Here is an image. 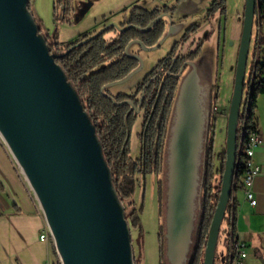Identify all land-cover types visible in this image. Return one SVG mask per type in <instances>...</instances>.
Returning <instances> with one entry per match:
<instances>
[{"label": "water", "instance_id": "obj_1", "mask_svg": "<svg viewBox=\"0 0 264 264\" xmlns=\"http://www.w3.org/2000/svg\"><path fill=\"white\" fill-rule=\"evenodd\" d=\"M30 1L0 0V137L37 199L61 264H135L131 225L102 142L77 90L51 53ZM256 5L257 0H245L224 171L203 264H215L222 223L236 191L238 123ZM132 43L154 49L141 40ZM133 56L140 61L138 68L105 88L142 70L143 59ZM188 65L169 121L162 172L168 264H188L201 214L210 86L199 83L193 61ZM109 97L117 105L134 106Z\"/></svg>", "mask_w": 264, "mask_h": 264}, {"label": "trees", "instance_id": "obj_2", "mask_svg": "<svg viewBox=\"0 0 264 264\" xmlns=\"http://www.w3.org/2000/svg\"><path fill=\"white\" fill-rule=\"evenodd\" d=\"M67 5V12L72 8V3L69 0H57V3ZM69 2V3H67ZM68 4L70 6H68ZM224 0L215 3L214 8L223 7ZM31 9V1L29 3ZM73 10V9H72ZM143 21H148L153 17L152 12H142ZM58 16V15H57ZM56 16V17H57ZM257 20L264 19V0H257L256 16ZM258 24V23H257ZM41 27V26H40ZM131 31V30H130ZM42 32V30H41ZM43 33V32H42ZM48 45L51 48V53L55 55L56 62L65 70L69 81L74 85L79 96L82 99L85 110L91 117L94 123L97 134L103 145L105 158L111 168L113 182L117 189L119 198L126 205H132L126 217L132 228L138 229L142 233L141 227V212L143 205L136 207L132 201L136 188L137 174L147 175L149 173L161 174L164 166V154L166 137L169 128V121L175 100L178 94L179 87L173 86L172 97L166 103L164 108L158 109L159 114L151 116L149 121L144 125L142 132L139 134L141 142L140 155L134 158L131 153V126L134 123L136 116L127 104L117 105L109 98L101 93L103 84L119 80L125 77L137 65L138 61L134 58L124 55L126 44L136 38L135 31H131L108 41L104 36L99 35L92 38L89 42L79 45V42L86 37V34L80 36L76 42L63 44L61 42L52 41L47 35ZM145 42L150 45L154 41L153 37H149ZM152 41V42H150ZM65 45V46H64ZM107 60H111L107 67L99 68V65ZM255 68V64H254ZM264 62H259L256 66L254 79L245 82V95L249 98V113L246 117V123L241 115L238 123V147L242 148V141L248 137V133L257 127L255 121V109L257 107V99L260 94H264ZM249 88V91H248ZM176 89V94L174 90ZM244 89V90H245ZM127 95L120 94L117 101L126 99ZM214 98H217V93L214 95L210 92V119L208 142L205 155V164L201 180L202 196H201V214L195 231L194 241L188 264H203L205 247L207 243L210 224L216 208L218 197L220 194L221 182L216 185L215 180L218 174L222 177L225 163V151L220 154L222 160L220 168L215 165L214 139L210 136L214 129L216 117L213 114ZM246 124L244 131L243 125ZM243 153V152H241ZM244 154H241L243 157ZM244 172L242 162L237 168L236 190L243 186L241 177ZM162 181L160 183L162 185ZM161 191V264L166 263L165 257V238L163 217L164 203V183L160 188ZM236 213L235 196L231 198L222 225L225 223V232L227 234L226 243L231 249L232 244L236 243L234 238V221ZM56 253L55 247L53 248ZM59 259V258H58ZM226 264H229V254L225 256ZM141 263V262H140ZM58 264H61L60 260ZM136 264L138 261L136 260Z\"/></svg>", "mask_w": 264, "mask_h": 264}, {"label": "rangeland", "instance_id": "obj_3", "mask_svg": "<svg viewBox=\"0 0 264 264\" xmlns=\"http://www.w3.org/2000/svg\"><path fill=\"white\" fill-rule=\"evenodd\" d=\"M56 1L31 0V9L41 29L48 31L51 35L57 32L58 40L65 45L82 32L94 30L99 32L106 24L104 20L107 22V25L109 23H118L122 18V10L124 8L130 9L133 6H141L149 10L156 7H175L173 12L176 18V25L179 24L177 22L179 20L183 25H191L196 22L200 24L199 30L186 43L183 51L190 52L195 50L198 40L200 38L205 39L193 62L198 72L199 83L202 86L215 87L216 89L217 98H214V105L218 106L219 111L215 116L216 121L214 122V129L210 136L214 139V162L220 168L222 163L220 154L226 149L227 118L234 88L235 69L243 28L245 0H226V13L223 15L217 14L209 20L205 18V14L213 0H74L77 13L81 11L85 3H91L92 6L80 22L72 24L69 23L68 16H65V19L63 18V4L57 3V10H55ZM186 14H188L187 20L184 17ZM112 34V32H108L107 38ZM255 34L256 29L253 30L250 44L246 81L251 72ZM178 37L177 34L171 32L168 36L164 37L165 41L158 48L149 51L141 49L140 56L144 62L142 70L135 73L129 80L110 86L109 91L115 96L120 93L133 94L144 76L156 66L160 59L168 54ZM52 41L54 40L52 39ZM260 44L261 52L264 53V35ZM142 120L143 115L140 114L130 129L131 153L134 158L140 155L141 143L138 134L141 130ZM16 165L18 166L17 163ZM18 168L20 169L19 166ZM160 180H163L162 173L137 174L136 176V188L132 201L136 207L143 205V210L140 217L142 233L140 234L138 229L131 227L135 264L136 260L138 264H161V244L159 238L161 233L160 188L163 186V181L161 185ZM220 182L221 176L218 174L215 183L219 185ZM125 208L127 213L131 210L132 205L125 204ZM226 237L224 223L221 227L216 247L215 264H226L225 256L230 251V247L226 243ZM53 254L54 264H58L60 258L55 252Z\"/></svg>", "mask_w": 264, "mask_h": 264}, {"label": "crops", "instance_id": "obj_4", "mask_svg": "<svg viewBox=\"0 0 264 264\" xmlns=\"http://www.w3.org/2000/svg\"><path fill=\"white\" fill-rule=\"evenodd\" d=\"M255 121L263 137L255 151L260 173L252 188L257 203L247 201L244 185L234 193V238L245 243L246 264H264V94L257 99ZM46 225L33 191L0 137V264H54L53 242L40 238Z\"/></svg>", "mask_w": 264, "mask_h": 264}, {"label": "flooded vegetation", "instance_id": "obj_5", "mask_svg": "<svg viewBox=\"0 0 264 264\" xmlns=\"http://www.w3.org/2000/svg\"><path fill=\"white\" fill-rule=\"evenodd\" d=\"M219 1L220 0H213L212 3L210 4L205 14L206 15L205 18L207 20L212 19L217 14L223 15L224 13H226V10H227L226 0H224L223 7L214 8L215 3ZM69 2L72 3V8L70 9V11L67 12V9H68L67 5L66 6L63 5L62 12L64 13L63 18L65 19V16H68L69 23L71 24L80 22L92 6L91 3L90 4L85 3L84 6H82L83 8H81V11L77 13L74 0H69ZM68 6L70 5L68 4ZM174 8L175 7L173 8L156 7L155 9H152V10L146 9L141 6H133L130 9L124 8L121 12L122 18L120 21H118V23L116 24L109 23L107 25V22L104 20L106 24L104 25L103 29L99 31L101 32L104 30L103 33L99 35L104 36L105 39H107L108 41H112L114 38L118 36H122L125 33L135 31L137 37L134 38L133 40H141L144 44L149 39L148 38V34H149L151 35L149 37H153L154 41L153 42L150 41L152 42L150 43V45H146V44L145 45L150 48H154V49L158 48L159 46L163 44V42L165 41L164 37L168 36L169 33L174 32L175 34H177V36H179L178 39L174 41L168 54L164 58L160 59L158 63L156 64V66L144 76L143 80L137 85L133 94H130V93L125 94L129 97H127L124 100L122 99V101L133 102L134 106H132L129 103H125V104L129 106V109L132 110L133 115H135L136 118L139 117L140 114L143 115V120L141 122V130L139 134L142 132L144 125L146 123V120L148 122L151 116H154L155 114H159L160 111L158 109H161V108H164V110L166 109L165 108L166 103L170 101L172 97L171 94L173 92V89H172L173 86H175L176 88L179 87L184 76L189 71L188 63L195 59L201 47L203 46V43L205 40L203 38H200L197 42V47L195 50H192L190 52L183 51V47L186 45V43H188L192 39L194 34L199 30L200 24L196 22V23H192L191 25L190 24L183 25L181 24L179 20L177 21L179 24L176 25L175 23L176 18L174 17V12H173ZM143 11L152 12L153 17L149 18L148 21L146 22L143 21V19L141 18L142 17L141 14ZM184 17H185V20H187L188 14H186ZM41 30L43 31L44 35L48 36V38H51L56 42H60L58 40L57 32L51 35L48 31H45L43 29ZM99 32H97L96 30L82 32L77 37H75L69 42H76L77 40H79L81 35L86 34V37L79 42V45H81L83 43L89 42L92 39V37L98 34ZM108 32L113 33L109 38H107L106 36ZM131 41H129L126 44L123 53L127 57L134 58L138 61V65L133 69L135 70L140 65V61L137 57L133 55L140 56V53H141L140 50L143 48L137 43H132V45H129ZM127 47H128V51H127ZM110 62L111 60L105 59V61H103L99 65V68L107 67L110 64ZM132 71H130L125 77H127ZM115 81H118V80H115ZM115 81H111V82L103 84L101 87V93L105 97L109 98L110 100L112 99L109 96H113L115 100L117 101L118 96L122 93L115 96L109 91V88L104 87L105 85L115 82ZM176 92L177 91L175 89L174 94H176ZM210 92L212 95L213 94L215 95L216 94L215 87H210ZM122 101H117V102H122ZM138 110L139 112L137 113ZM213 114L215 116L214 112Z\"/></svg>", "mask_w": 264, "mask_h": 264}, {"label": "built area", "instance_id": "obj_6", "mask_svg": "<svg viewBox=\"0 0 264 264\" xmlns=\"http://www.w3.org/2000/svg\"><path fill=\"white\" fill-rule=\"evenodd\" d=\"M257 23H260V20H257V17H255L253 30L256 29V34L254 37V48H253V53H252V58H251V72L249 75V79L251 78V80L254 79L253 68H254L255 62H257V59H264V57H257V43H258V41H260V34H259V31H257ZM252 35H253V31H252ZM251 41H252V37H251ZM263 80H264V78H263ZM248 91H249V88H248ZM245 96H247V95H245V90H244V99H243V103H242L241 108L245 107ZM218 111H219L218 106L214 105L213 112L215 113V116L217 115ZM240 116H241V111H240ZM245 126H246V124L243 125V131H244ZM248 134H250V141H248V153H240V154H246V162H245V165H243L244 172L242 174L241 181H242V184L244 185V187L246 188L247 201L251 205L254 206V205H256L257 200L255 198L252 186H253L255 177L260 173V167L255 161V151L257 148H259L263 145V137H262V135L259 132L257 127L255 129H252ZM1 140H2V138H1ZM2 142L5 145V148L7 149V152L9 153V155L13 158V156H12L11 152L9 151L8 147L6 146L5 142L3 140H2ZM19 170H20V173L24 176L21 169H19ZM24 178H25V176H24ZM48 230H49V228L46 225L43 233L40 235V238L42 240L52 242L50 237H48ZM232 243L233 242L231 241V253L229 255V264H246L247 252L245 250V243H243L241 241H238L236 244H232ZM233 248H236L237 251L236 252L232 251Z\"/></svg>", "mask_w": 264, "mask_h": 264}, {"label": "bare ground", "instance_id": "obj_7", "mask_svg": "<svg viewBox=\"0 0 264 264\" xmlns=\"http://www.w3.org/2000/svg\"><path fill=\"white\" fill-rule=\"evenodd\" d=\"M257 31H259L260 34V41L257 43V57H264V53L261 52V40L264 35V19L260 20V23L257 24ZM259 62H264V59H257V62H255V68H253V75L256 73V66L259 64ZM249 98L248 95L245 97V107L241 108V115L243 116L244 123H246V117L249 113ZM248 141H250V134H248V137L242 141V148L240 146V149L238 148L239 152L248 153ZM242 162V165H245L246 162V154L243 155V157L240 154V160L239 164ZM48 237L52 240V235L50 230H48Z\"/></svg>", "mask_w": 264, "mask_h": 264}]
</instances>
